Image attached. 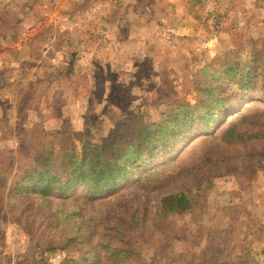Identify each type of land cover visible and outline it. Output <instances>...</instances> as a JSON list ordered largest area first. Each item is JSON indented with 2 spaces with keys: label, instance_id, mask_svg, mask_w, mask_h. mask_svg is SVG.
<instances>
[{
  "label": "rangeland",
  "instance_id": "374dc122",
  "mask_svg": "<svg viewBox=\"0 0 264 264\" xmlns=\"http://www.w3.org/2000/svg\"><path fill=\"white\" fill-rule=\"evenodd\" d=\"M0 264H264V0H0Z\"/></svg>",
  "mask_w": 264,
  "mask_h": 264
},
{
  "label": "trees",
  "instance_id": "16d2710c",
  "mask_svg": "<svg viewBox=\"0 0 264 264\" xmlns=\"http://www.w3.org/2000/svg\"><path fill=\"white\" fill-rule=\"evenodd\" d=\"M93 172L96 173V172H98V170L93 171ZM97 174H99V173H97ZM69 181H63V180H61L59 178L58 180H56L55 183H53L52 180H48L47 176L46 177L43 176L40 181H32V183H33L32 185L34 187H37V185H38L40 190H48L51 185H53V186L57 185L59 190H61L63 192L65 190L69 189V187H63V185L67 184ZM85 185L91 187L94 190L100 189V185H99V183L97 181H95V182L93 181V182H90V183H85Z\"/></svg>",
  "mask_w": 264,
  "mask_h": 264
}]
</instances>
